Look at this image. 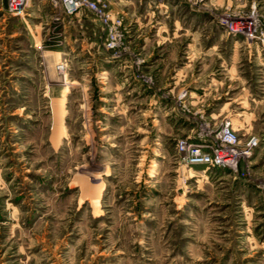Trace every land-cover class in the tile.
Masks as SVG:
<instances>
[{
    "label": "rangeland",
    "instance_id": "rangeland-1",
    "mask_svg": "<svg viewBox=\"0 0 264 264\" xmlns=\"http://www.w3.org/2000/svg\"><path fill=\"white\" fill-rule=\"evenodd\" d=\"M106 1L112 49L96 21L0 0V264H264V0ZM230 99L257 147L186 164Z\"/></svg>",
    "mask_w": 264,
    "mask_h": 264
},
{
    "label": "built area",
    "instance_id": "built-area-1",
    "mask_svg": "<svg viewBox=\"0 0 264 264\" xmlns=\"http://www.w3.org/2000/svg\"><path fill=\"white\" fill-rule=\"evenodd\" d=\"M46 1L52 9L59 10L62 17L67 18L80 12L89 13L97 23L103 26L106 35V47L112 49L118 44L121 22L119 18L113 17L108 11L106 0ZM29 2L30 0H4L3 11L9 17L24 19L27 15L26 10ZM55 21L62 22V18H56ZM232 31L243 33L244 37L249 40L255 39V31L250 27V24H246L242 28L233 26ZM57 68L61 71L63 65H58ZM214 139L217 142L216 146L180 141L177 144V150L184 155L186 164L234 168L236 163L248 157L258 144V139L254 136H250L244 142H241L227 120L220 124Z\"/></svg>",
    "mask_w": 264,
    "mask_h": 264
},
{
    "label": "crops",
    "instance_id": "crops-1",
    "mask_svg": "<svg viewBox=\"0 0 264 264\" xmlns=\"http://www.w3.org/2000/svg\"><path fill=\"white\" fill-rule=\"evenodd\" d=\"M86 22H91L94 25L97 24L89 13L80 12V13H78V15H76V16L74 15L73 17H70L69 21L67 22L66 28L69 29L70 27H73V26L81 27ZM80 33L83 34L82 32H80ZM206 81H208L207 82L208 83V85H207L208 87L211 86V83H215V84L220 83V82H217V81H213V79L211 77L206 79ZM211 81H213V82H211ZM241 105H242V103L239 102L238 99L237 100L230 99L224 105V108L226 107L225 110L227 111L226 115H227V117H228V119L230 121L229 123L231 124V127L234 130L236 128H238V129L240 128L241 129V127H237V126L234 125L235 124L234 120H237V119L242 120V118H244V115H246V112L243 111V107H241ZM239 109H241L242 111H240Z\"/></svg>",
    "mask_w": 264,
    "mask_h": 264
}]
</instances>
